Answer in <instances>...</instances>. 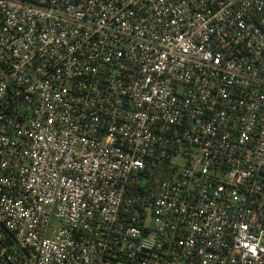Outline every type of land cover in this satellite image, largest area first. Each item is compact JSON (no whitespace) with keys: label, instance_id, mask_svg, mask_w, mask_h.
<instances>
[{"label":"built area","instance_id":"2783aa9c","mask_svg":"<svg viewBox=\"0 0 264 264\" xmlns=\"http://www.w3.org/2000/svg\"><path fill=\"white\" fill-rule=\"evenodd\" d=\"M0 264H264V0H0Z\"/></svg>","mask_w":264,"mask_h":264},{"label":"rangeland","instance_id":"374dc122","mask_svg":"<svg viewBox=\"0 0 264 264\" xmlns=\"http://www.w3.org/2000/svg\"><path fill=\"white\" fill-rule=\"evenodd\" d=\"M173 161H174L175 163H180V162H181V160H180L179 158H175Z\"/></svg>","mask_w":264,"mask_h":264}]
</instances>
